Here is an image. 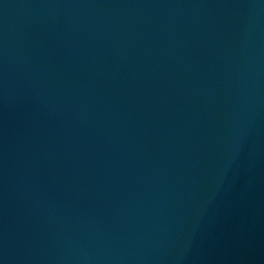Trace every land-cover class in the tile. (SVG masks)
Listing matches in <instances>:
<instances>
[{
  "label": "water",
  "instance_id": "95a60500",
  "mask_svg": "<svg viewBox=\"0 0 264 264\" xmlns=\"http://www.w3.org/2000/svg\"><path fill=\"white\" fill-rule=\"evenodd\" d=\"M0 264H264V0H0Z\"/></svg>",
  "mask_w": 264,
  "mask_h": 264
}]
</instances>
